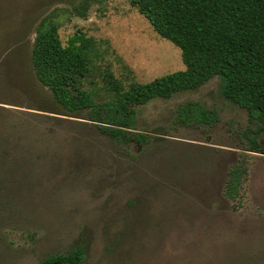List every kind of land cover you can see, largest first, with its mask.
<instances>
[{
	"label": "rangeland",
	"instance_id": "rangeland-1",
	"mask_svg": "<svg viewBox=\"0 0 264 264\" xmlns=\"http://www.w3.org/2000/svg\"><path fill=\"white\" fill-rule=\"evenodd\" d=\"M50 23L63 46L77 33L93 40L86 85L97 99L105 70L126 88L184 69L132 0H0V264H39L79 244L82 264H264V154L247 141L261 124L213 77L137 107L146 140L123 148L36 79L33 42ZM185 102L217 121L179 124ZM258 136L264 145V127ZM240 162L247 173L230 201L227 173Z\"/></svg>",
	"mask_w": 264,
	"mask_h": 264
},
{
	"label": "trees",
	"instance_id": "trees-1",
	"mask_svg": "<svg viewBox=\"0 0 264 264\" xmlns=\"http://www.w3.org/2000/svg\"><path fill=\"white\" fill-rule=\"evenodd\" d=\"M154 32L180 50L184 69L144 84L124 88L113 74L102 75L103 99H97L86 80L92 69L93 40L77 33L63 46L54 24L37 29L31 65L38 82L54 102L70 115L83 112L100 134L123 148L145 142L135 132L136 108L153 99L196 90L217 77L224 99L245 110L250 124H261L249 136L248 151L264 154L258 135L264 127V0H132ZM176 121L185 126H211L216 113L198 102H185L176 109ZM2 160L0 158V166ZM1 170V169H0ZM247 167H231L224 196H240ZM84 246L49 255L39 264H82Z\"/></svg>",
	"mask_w": 264,
	"mask_h": 264
}]
</instances>
